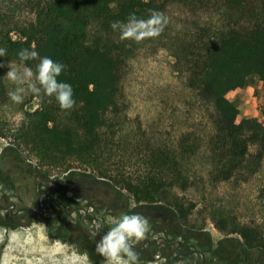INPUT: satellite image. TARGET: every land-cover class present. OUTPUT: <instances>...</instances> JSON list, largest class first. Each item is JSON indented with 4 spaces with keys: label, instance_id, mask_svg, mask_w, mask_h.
<instances>
[{
    "label": "trees",
    "instance_id": "obj_1",
    "mask_svg": "<svg viewBox=\"0 0 264 264\" xmlns=\"http://www.w3.org/2000/svg\"><path fill=\"white\" fill-rule=\"evenodd\" d=\"M150 10L168 17L164 31L188 85L215 106L213 152L219 159L213 179L254 173L264 155V123L256 117L238 121L239 109L228 94L244 88L251 76L264 83V0H0V48L7 50L0 64L35 72L38 59L22 65L18 56L34 43L40 57L66 65L58 80L71 85L76 101L64 112L54 97L26 91L23 103L15 104L8 96L15 88L5 77L9 69L0 68V137L27 146L43 164L90 171L137 203L170 206L192 234L203 233L212 219L264 258V232L201 207L181 150L146 141L141 121L129 117L121 100L135 42L121 41L111 24L127 22L132 13L147 19ZM33 102L38 107L28 111ZM252 145L259 148L255 155ZM21 163L16 157L11 165L19 169ZM28 166L25 173L31 176L33 169L48 179L41 168Z\"/></svg>",
    "mask_w": 264,
    "mask_h": 264
},
{
    "label": "rangeland",
    "instance_id": "obj_2",
    "mask_svg": "<svg viewBox=\"0 0 264 264\" xmlns=\"http://www.w3.org/2000/svg\"><path fill=\"white\" fill-rule=\"evenodd\" d=\"M168 34L169 31H164L158 38L130 46L129 73L121 95L128 115L133 121H141L145 140L153 146L181 150L183 165L194 181L201 207L264 232V155L252 174L245 172L227 181L213 179L214 163L219 159V154L213 152L215 106L201 91L188 85L187 74L180 68ZM228 98L239 109L238 121L256 117L264 123V83L257 76H251L244 88L229 92ZM37 107V102H33L27 109L32 112ZM21 117L22 114L18 115ZM258 150V146L250 148L253 155ZM16 157L23 162L19 169L11 165ZM30 164L41 168L48 179L34 175L33 169H29L31 176L22 173ZM75 169L65 172L64 167L43 164L27 146L12 137H0V204L5 207H0V218H8L14 204L16 212L26 207L37 211L41 205L45 208L42 195L45 192L49 193L50 201L59 199L64 205H58L61 214L46 210L45 217L77 219L88 213L89 218L108 221L113 227L122 214L145 216L151 229L140 245L150 240L154 256H157L156 242L163 249V241L167 240L181 242L182 250L204 252L208 264H264L258 252L244 248L240 235L221 232L212 219L207 221L203 233L192 234L170 206L137 203L121 187L90 171ZM18 216L29 215L22 211ZM45 230L39 224L7 237L5 228H0V249L6 243L3 264H66L68 260L79 263L81 257L73 254V248L51 240ZM147 247L144 244L143 248ZM141 257L144 256L140 254ZM192 258L199 261L201 255L196 253ZM149 264H166V260Z\"/></svg>",
    "mask_w": 264,
    "mask_h": 264
},
{
    "label": "clouds",
    "instance_id": "obj_3",
    "mask_svg": "<svg viewBox=\"0 0 264 264\" xmlns=\"http://www.w3.org/2000/svg\"><path fill=\"white\" fill-rule=\"evenodd\" d=\"M169 20L164 13L150 10L147 19L138 18L135 13L128 16L127 22L114 21L111 28L118 30L121 41H132L137 44L158 38L168 26ZM33 43L31 50L21 49L18 53L23 65L26 61L39 60L36 71L23 66L22 71L10 64H0V68L7 67L5 77L15 85L14 90L8 92L10 100L21 104L26 91L40 97L55 98L61 111L67 112L74 108V92L70 84L58 80L66 65L52 60L50 57H40ZM7 50L0 48V57H6ZM25 85L27 87H25ZM149 220L141 214H122L115 226L108 230L96 242L95 252L103 258V264H140L136 245L145 239L150 231Z\"/></svg>",
    "mask_w": 264,
    "mask_h": 264
},
{
    "label": "flooded vegetation",
    "instance_id": "obj_4",
    "mask_svg": "<svg viewBox=\"0 0 264 264\" xmlns=\"http://www.w3.org/2000/svg\"><path fill=\"white\" fill-rule=\"evenodd\" d=\"M25 170L21 171L22 173ZM45 197V208L41 205L39 211L31 208H21L16 212V204L11 207L8 218H0V228H5L7 237H10L12 232H18L22 229L30 228L35 225L43 224L46 227L47 236L51 240H59L64 246L73 248V254L77 253L81 260L75 264H103V258L95 252L96 242L104 235L108 230L112 228L108 221L101 219H91L86 213L83 217L77 219L71 218H50L46 216V210H52L58 212V205L64 207L63 203L59 199H51L49 193H43ZM1 208H5L0 204ZM6 208H10L6 207ZM26 212L25 217L18 216L20 212ZM148 244L147 249H144V244ZM143 245H140V241L135 246L136 251L144 257L140 259V264H149L153 261H159L165 259L166 264H208L209 260L204 252L186 251L182 250V243L178 241H163V249L159 248L158 242H156L157 256L152 254L151 241L147 240ZM172 246L175 247L172 249ZM6 247V243L1 246L0 249V264H3V253ZM199 253L201 259L199 261H193V254ZM78 257V259H79ZM74 261V260H73Z\"/></svg>",
    "mask_w": 264,
    "mask_h": 264
},
{
    "label": "bare ground",
    "instance_id": "obj_5",
    "mask_svg": "<svg viewBox=\"0 0 264 264\" xmlns=\"http://www.w3.org/2000/svg\"><path fill=\"white\" fill-rule=\"evenodd\" d=\"M18 234H19V233H18ZM13 237L16 238L17 235H16V236L14 235ZM18 237H19V236H18ZM29 242H30V241H29ZM12 243H13V242H12ZM12 243H11V244H12ZM13 244H14V243H13ZM12 247H13V245H12ZM11 250H12V249H10V252H11ZM48 251H49V250H48ZM50 251H51V250H50ZM7 252H9V251H7ZM7 252H6V253H7ZM53 252H54V251H53ZM50 253H51V252H50ZM51 254H52V253H51ZM13 255H15V254H13ZM63 255H65V254H63ZM49 256H50V255H49ZM55 256H56V255H55ZM58 256H59V255H58ZM64 257H65V256H64ZM64 257H63V258H64ZM52 258L54 259V257H52ZM63 258H62V259H63ZM65 258H66V257H65ZM5 259H6V258H5ZM5 261H6V260H5ZM5 261H4V262H5ZM64 261H66V260H64ZM64 261H63V262H64ZM55 262H57V261H55ZM63 262H62V263H63ZM29 264H30V262H29ZM60 264H61V263H60ZM66 264H75V262L72 261V260H68V261L66 262Z\"/></svg>",
    "mask_w": 264,
    "mask_h": 264
}]
</instances>
